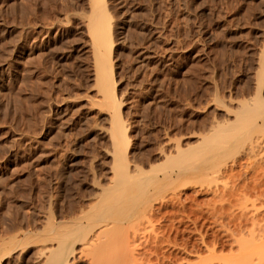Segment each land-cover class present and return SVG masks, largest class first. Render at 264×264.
I'll use <instances>...</instances> for the list:
<instances>
[{
    "label": "rangeland",
    "instance_id": "374dc122",
    "mask_svg": "<svg viewBox=\"0 0 264 264\" xmlns=\"http://www.w3.org/2000/svg\"><path fill=\"white\" fill-rule=\"evenodd\" d=\"M95 1L0 0V264H61L67 247L96 264L87 242L126 204L163 209L128 264L226 263L231 220L264 222V0H100L114 101ZM116 222L99 264L126 253L136 221Z\"/></svg>",
    "mask_w": 264,
    "mask_h": 264
},
{
    "label": "bare ground",
    "instance_id": "6f19581e",
    "mask_svg": "<svg viewBox=\"0 0 264 264\" xmlns=\"http://www.w3.org/2000/svg\"><path fill=\"white\" fill-rule=\"evenodd\" d=\"M99 1L100 0L95 1L96 5L98 6L96 9L98 12H95L96 14H93V16L90 20V26H89L92 41H93L94 60H95V66H96L95 72H96V76L98 77V79L101 83V88L104 90V93L109 96L108 98L110 100L114 101V87L111 85L112 84V71H111L110 60H109L110 54L112 51L110 30H109V24L107 23L105 26L104 22L102 21V19L104 20V18H107V17H106V14L104 12V8L99 5V3H100ZM101 1H103V0H101ZM102 15H103V18L101 17ZM116 112L117 113H116V120H115V126H114L115 131L114 132H115L116 136L119 137V139L121 141H119L118 138H116V140H118L121 143V145H124L123 142L125 141L124 140V134L125 133H124V130L121 126L119 109H117ZM180 153H182V152H179V154H178L179 156L181 155ZM167 160H169V157L165 158V161H167ZM122 164H121V166H123ZM121 166H120V172L122 173V176H123V175H125L126 170H125V168H122ZM123 167H125V166H123ZM123 171H125V173H123ZM174 198H175V196L171 197L170 198L171 201L169 200L168 202L172 203V201H173V204L177 203L179 198H177V201L175 200L176 198L175 199ZM177 204H179V203H177ZM145 207L146 206H143V207L139 208L138 210H134L135 207L130 208L126 204V206L123 208H116L115 209L116 211L118 209L117 212H115V211L112 212V214L115 213V215L112 216L115 218L112 220L114 223L113 224H112V222L111 223H109V222L104 223L102 225L103 227H101L100 231L95 233L89 239V241L87 242L88 247L85 248V250L88 249V251L90 252L89 253L90 255H91V253H93L92 254L93 258L94 259L96 258L95 260H97L96 262L94 261L96 264H99L98 263V262H100V261H98L99 259H101L104 255H106L112 251L113 248L112 249H110V248L113 246L111 243L113 241V239H114V241H116L118 239V238L115 239L116 237H114V236H109V237L106 236V238H104V235H107V233L109 234V230L111 231L114 229L113 231L115 232V231H120L122 229V228L120 229L121 226L115 224V222L117 220L119 221V224H120V222H124V221L125 222H135L136 221V222L133 225L134 230L132 231L131 238L125 237V242H123V243H125V245L123 244V251L126 248L125 249L126 253L123 254V252H119L120 254H123V255L117 256V254H116L115 255L116 260L115 259L114 260L117 264H122V263L128 264L130 262L136 263L137 259L136 260L134 259L135 258L133 256V252H134L133 250L134 249L130 248L131 245H133V243L137 242L140 239L138 236L140 233L139 231L142 230V226L144 229L145 225H146V227H148L151 225L152 222L158 220L159 219L158 215H161V211L163 210L162 207L155 208V207H153V205H150L147 208H145ZM253 207H254V205H252V208ZM245 210L251 211V209H245ZM254 211L256 212V210H254ZM255 212L251 213V216H249L250 215V213H249L248 217L244 215V214H248L247 211H246V213L244 211L243 212L244 214L241 212L242 213L241 216H244V217H243V219H240V220H237V218L239 219L240 215H239V217H236V220H235V217H234V219L232 218L233 220H231V222H230L228 238L226 240V244H220V242L216 241V244H215L216 246H214L215 249H216V247L221 249V247H223V245H224L225 247L228 246L231 250L236 248V251H237L236 255H233V256L231 255L230 258L227 259V261H224L226 263H223V264H255L254 263L255 261H259L258 258L262 256L261 252L264 251V222L262 220V216H260L261 214L259 215L258 212H256V213ZM162 217H163V215H162ZM162 217H160V220H162L161 219ZM170 221L172 222L171 219L168 220V222H170ZM108 223L111 225L109 226ZM112 225L113 226L116 225L117 230H115L116 227L113 228ZM110 227H112V229ZM170 227H169V229H170ZM175 230H176V228H175ZM113 231H111V232H113ZM244 236H246V237H244ZM130 239H131V241H130ZM119 240H117L118 241L117 244L120 243ZM114 241H113V243L115 245L116 242H114ZM147 243L149 246L150 245L149 242H146V244ZM152 243H153V241H152ZM156 243L158 245L155 244V242L153 244V245L157 246V247L155 246L156 249L154 248V250L158 251L157 249L160 248V247L158 248V246L160 244H159V242H156ZM153 245H150L149 249L151 248V246L153 247ZM86 246L84 245V247H86ZM146 246H144L143 248H145ZM148 246H147V250L149 251ZM69 249H72V248H70V247L65 248L56 257L55 262L57 263V262L61 261L64 264H70V262H71L70 260L73 261V259H69L68 257H69V255L71 256V253H73L72 252L73 250L69 251ZM109 250H111V251H109ZM145 251H146V248H145ZM148 251H147V254H148ZM153 252L155 253V251H153ZM153 252L150 251V255L153 254ZM115 253H117V251H115ZM127 253H129V254L127 255ZM155 254L157 255V252ZM94 255L97 257H94ZM98 256H99V258H98ZM158 256L160 258V254ZM163 256L160 259L166 257V256H164V257ZM168 257H169V255H168ZM71 258H73V257L71 256ZM142 259L143 258H141V260ZM165 260H167V259H165ZM168 260H171V259H168ZM161 261H163V260H161ZM163 262L161 264H163Z\"/></svg>",
    "mask_w": 264,
    "mask_h": 264
}]
</instances>
